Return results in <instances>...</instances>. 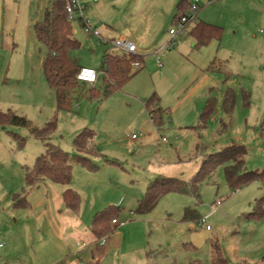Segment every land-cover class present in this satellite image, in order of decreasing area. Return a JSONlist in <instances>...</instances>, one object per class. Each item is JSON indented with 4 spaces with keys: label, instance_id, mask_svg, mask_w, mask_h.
<instances>
[{
    "label": "rangeland",
    "instance_id": "obj_1",
    "mask_svg": "<svg viewBox=\"0 0 264 264\" xmlns=\"http://www.w3.org/2000/svg\"><path fill=\"white\" fill-rule=\"evenodd\" d=\"M80 1L86 5L85 17L101 34L88 35L81 20H72L81 43L73 55L80 64L101 69L105 50L121 51L107 41L121 38L133 41L137 51L146 55L145 67L121 90L108 96L101 75L96 92L85 83L78 89L72 108L59 110L55 92L42 69L46 48L34 30V22L43 17L51 1L0 0V111H12L27 121L0 122L3 244L10 221H14L9 216L12 196L24 184L27 167H33L38 155L45 151L44 139L34 131L49 121H56V126L46 133L47 140L71 153L79 132L85 127L95 131L99 151L119 161L120 166L111 162L106 166L117 197L142 195L144 184L159 171L189 180L208 154L232 144L245 146L247 169H264V0H198V18L221 26V39L198 46L188 25L184 33L177 34L171 47L164 48L161 66L154 51L171 38L180 0ZM209 51H215V55L201 67L199 62L206 59ZM229 90L235 98L230 113L224 105ZM154 91L159 105L168 112L163 114L160 128L142 110L144 100ZM205 96L214 98V108L202 123L204 103L200 101ZM133 133L138 137L133 138ZM225 165L219 164L201 179L198 196L192 192H168L160 198L149 217L160 219L158 225L168 242L163 244L166 254L158 255V259L154 254L152 262L173 264L176 258L179 264L181 260L216 264L213 256L220 249L225 264H264V176L232 189L226 181ZM73 167L80 166L75 163ZM119 204L124 214L132 210L126 201ZM259 205L262 216L257 215ZM215 206L203 223L181 219L186 207L204 216ZM207 224L212 227L208 231L212 243L209 240L192 249L191 242H195L188 233L205 229ZM28 241L25 236L24 243Z\"/></svg>",
    "mask_w": 264,
    "mask_h": 264
},
{
    "label": "trees",
    "instance_id": "obj_2",
    "mask_svg": "<svg viewBox=\"0 0 264 264\" xmlns=\"http://www.w3.org/2000/svg\"><path fill=\"white\" fill-rule=\"evenodd\" d=\"M50 5L45 9L41 19L34 23V30L38 40L45 46L46 51L43 57V72L48 86L54 90L59 110H70L76 98L78 89L85 82L77 78V73L82 67L73 51L81 46L75 36L72 21L68 19L66 5L69 0H50ZM189 6V5H188ZM188 6L186 0L178 3L176 17L184 13ZM222 27L213 23L198 20L191 30L197 44L205 45L212 39L220 40ZM142 60L140 53L126 54L106 50L101 68L105 71L103 76L105 96L121 90L143 67H136V61ZM90 90L96 92L95 86ZM234 93L227 91L224 98V105L228 113L234 105ZM159 96L154 92L147 99L146 105L149 113L157 126H161L165 110L158 105ZM214 108V98L209 96L208 101L200 115L201 122L205 123ZM0 122L20 123L27 122L25 118L12 111H0ZM56 121H49L45 127L36 129L35 135L44 139L45 151L38 155L33 167L26 169L25 186L22 192L14 194L15 206L23 205V194L26 188H32L45 179L67 185L63 196L65 205L73 210L79 207L80 197L75 189L70 187L72 179V168L74 163H80L89 169H96L98 165L91 160L95 154L101 155L105 160L108 157L103 155L95 141V131L85 127L79 132L74 140V151L71 153L64 150L58 144L47 140L46 133L55 127ZM264 130V127H263ZM246 148L241 144H232L220 150L208 154L202 161L196 174L189 180L180 177L158 176L151 180L144 196L138 201L136 212L145 214L150 212L158 203L160 198L168 192H192L199 195V183L203 177L208 176L221 163H225L226 181L230 188L236 189L264 176L263 170H251L245 167ZM119 208L110 205L104 210L96 213L93 218V230L97 235L111 233L113 219L118 214ZM263 210L259 205L257 215L262 216ZM202 215L192 207H186L182 219L187 221L199 220ZM213 261L216 264H225V259L218 249L214 253ZM187 264H199L198 261H191Z\"/></svg>",
    "mask_w": 264,
    "mask_h": 264
},
{
    "label": "crops",
    "instance_id": "obj_3",
    "mask_svg": "<svg viewBox=\"0 0 264 264\" xmlns=\"http://www.w3.org/2000/svg\"><path fill=\"white\" fill-rule=\"evenodd\" d=\"M191 1L186 0V5L188 6ZM176 13L177 11L174 13V18H176ZM198 20L201 19L198 18ZM195 24H190V33ZM192 37L194 38L193 35ZM214 52L209 51L206 59L201 60L199 65L201 67L205 66L207 61L215 55ZM139 53L142 56L141 63L142 68H144L146 55L141 50ZM211 63L213 66L214 61L211 60ZM150 96L144 100L145 109L142 108V110H145L153 121L146 105V101ZM208 98L209 96L201 98L200 102L202 105L204 103V107ZM164 113L168 114L167 111ZM140 134L142 135V133ZM101 153L109 160L102 159L99 154L92 155L91 160L98 165L96 169H89L80 163H77L80 166L77 169L72 168V179L69 186L79 194L80 202L77 210L70 209L65 205L63 193L67 185L50 179H45L32 188H26L23 194V205L13 207L15 203L14 195L12 196L13 209L10 212L11 215H8L11 218L14 217V221L13 219L10 221L12 227L10 226V229H7L8 233L4 237V244L0 242V258H2L0 264H155V262H152L154 254L157 259L158 255L166 254L167 249L163 248V244L168 241L165 233L158 225L160 219L150 218L151 211L145 214L136 212L138 201L144 196L149 183L154 178L144 184L142 189L145 191L140 196L138 194H131L129 197L124 196V194L120 197L114 196L113 191L116 188L111 176L106 173V170H108L106 166L109 162H111L110 164L119 165V161L116 157H109L106 153ZM157 173L156 177L167 176L160 171ZM24 186L25 181L21 189L15 193L22 192ZM123 201H126L129 207H132L129 214H124L122 211L123 206L119 203ZM110 205L119 208L118 214L114 218L123 223H114L112 225L114 230L111 233L99 236L93 230V218L96 213ZM215 210L211 207L205 215H210ZM136 215H140L138 219L134 218ZM169 219L174 222L171 216H169ZM18 226H20L19 230H17ZM210 230H212V227L207 229L205 226V229L203 228L200 231H190L188 233L189 237L195 242H191L190 247L197 249L200 245L208 244L209 240L212 243L213 237L208 232ZM33 235L37 239L33 240ZM25 236L29 239L27 243H24ZM102 240H105V243L102 244ZM209 246L210 257H212L213 249L211 244ZM183 248L181 247V249ZM174 259L172 263L179 264L177 259ZM189 262L191 261L184 262L181 260L180 264ZM244 263L247 264L248 262Z\"/></svg>",
    "mask_w": 264,
    "mask_h": 264
},
{
    "label": "built area",
    "instance_id": "obj_4",
    "mask_svg": "<svg viewBox=\"0 0 264 264\" xmlns=\"http://www.w3.org/2000/svg\"><path fill=\"white\" fill-rule=\"evenodd\" d=\"M86 5L82 4L80 0H69L66 5V11L67 16L70 21L79 19L82 22V25L84 27V31L88 35H95L98 37H101L100 31L96 28H94L91 24V21L85 17L84 9ZM198 9H199V1L198 0H192L189 3L188 9L176 17L174 26L170 29L171 38L168 40L167 43H165L162 47L158 48L155 51V54L157 56V61L160 65H162L160 57L162 56V53L164 54L165 50L164 48L171 47L174 43V38L177 36V34H182L186 31L188 25L196 23L198 21ZM261 31H264L263 28H261ZM109 42L112 46L118 47L123 53L131 54V53H138L136 44L131 40L126 39H112ZM109 50V49H108ZM113 51V50H111ZM136 67L142 66V63L140 61H136L134 64ZM105 71L101 69H96L92 67H85L82 66L80 70L77 73V78L85 82L91 86H95L96 83L99 80V77L101 75H104ZM133 138H137L138 135L134 133L132 135ZM163 140L165 138L163 137ZM217 204H219V200L217 201ZM216 209V206L213 207V210ZM208 215H204L199 219V222L203 223ZM113 223L115 224H121L123 222L119 221L117 218L113 219ZM207 229H210L211 226L209 224L206 225ZM101 243H105V240H102Z\"/></svg>",
    "mask_w": 264,
    "mask_h": 264
}]
</instances>
